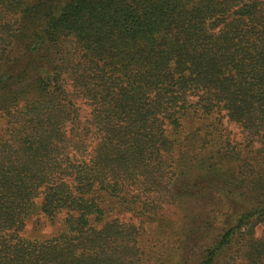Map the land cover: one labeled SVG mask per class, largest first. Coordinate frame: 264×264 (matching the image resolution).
Masks as SVG:
<instances>
[{"label":"trees","instance_id":"obj_1","mask_svg":"<svg viewBox=\"0 0 264 264\" xmlns=\"http://www.w3.org/2000/svg\"><path fill=\"white\" fill-rule=\"evenodd\" d=\"M218 195L200 264H264V0H0V264H177L165 217Z\"/></svg>","mask_w":264,"mask_h":264},{"label":"rangeland","instance_id":"obj_2","mask_svg":"<svg viewBox=\"0 0 264 264\" xmlns=\"http://www.w3.org/2000/svg\"><path fill=\"white\" fill-rule=\"evenodd\" d=\"M235 140H241L242 127L234 122L225 123ZM243 202L239 198L217 196V200L204 198L191 199L182 206L181 213L176 217H165L168 229L166 240L170 247L167 249L174 256L177 264H200L206 249L214 248L221 240L226 229L238 224ZM175 206L168 208L174 212ZM130 214V213H126ZM172 214V213H171ZM173 216V215H171ZM172 221H170V220ZM61 228V215L55 219L47 218L40 210L33 213L27 220L24 236L28 238H46L55 235ZM233 243L222 250L215 264H224L237 246ZM212 246V247H211Z\"/></svg>","mask_w":264,"mask_h":264}]
</instances>
